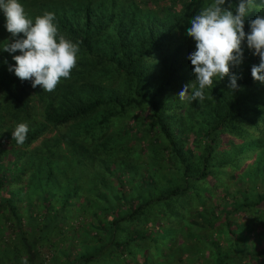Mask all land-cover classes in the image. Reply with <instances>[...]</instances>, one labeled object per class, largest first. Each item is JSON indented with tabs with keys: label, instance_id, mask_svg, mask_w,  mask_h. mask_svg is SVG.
I'll return each mask as SVG.
<instances>
[{
	"label": "trees",
	"instance_id": "1",
	"mask_svg": "<svg viewBox=\"0 0 264 264\" xmlns=\"http://www.w3.org/2000/svg\"><path fill=\"white\" fill-rule=\"evenodd\" d=\"M210 2L20 0L32 18L55 13L59 32L79 44L53 92L9 71L20 53L3 51L11 34L0 10V264H123L140 261V250L148 258L147 240L169 248L168 264H264V84L251 76L259 57L245 42L235 92L225 77L203 101L178 97L195 81L187 29ZM257 15L245 18L246 33ZM19 123L29 127L23 145L12 138ZM236 178L243 189L229 191ZM189 195L194 203H184ZM247 213L259 214L251 245L225 227ZM190 227L203 245L192 254L182 249Z\"/></svg>",
	"mask_w": 264,
	"mask_h": 264
},
{
	"label": "clouds",
	"instance_id": "2",
	"mask_svg": "<svg viewBox=\"0 0 264 264\" xmlns=\"http://www.w3.org/2000/svg\"><path fill=\"white\" fill-rule=\"evenodd\" d=\"M6 24L11 34V42L3 51L16 53L14 65L9 71L23 81H31V86L53 92L62 79H69L76 67L79 44L59 32L55 13L45 11L34 18L26 12L20 0H0ZM253 11L264 13V4L256 0H238L233 7L230 0H211L198 14L191 18L187 35L195 41V51L188 59L193 66L195 81L184 85L178 97L181 101L193 102L205 99V88L229 78L228 88L236 91L238 76L232 69L244 59V45L252 54L259 57V64L252 65L254 81L264 84V15L248 20L249 31L245 32V18ZM29 127L19 123L12 131V138L23 145ZM21 264H28L22 258Z\"/></svg>",
	"mask_w": 264,
	"mask_h": 264
},
{
	"label": "rangeland",
	"instance_id": "3",
	"mask_svg": "<svg viewBox=\"0 0 264 264\" xmlns=\"http://www.w3.org/2000/svg\"><path fill=\"white\" fill-rule=\"evenodd\" d=\"M245 156L246 157H242L245 160H247L250 157H252L251 155H245ZM250 169L252 170L251 167H250ZM241 180L242 179H239V178H236L235 180H232V179L226 180L228 190L232 191L234 187H236V186L237 187L238 186L241 187V185H242V188H240V189H243V185L244 184L242 183ZM218 195H219V192H218ZM183 201H184V203H185V201H188L190 203H194L195 199L191 195H189L188 199L184 198ZM247 201H249V200H247ZM261 207H264V204ZM258 215L257 214L254 215L253 213H247L246 215L243 214L242 216H240L239 214H237V216L235 215L236 216V220H237V222L238 221H240V222H238L236 224H233L232 222H230V218H228V221L225 222V227L228 228V229H226L227 230V235L230 238H232L235 235L233 237V239L237 238V240L239 242L240 241H245V243H249L250 245L253 244L251 242V240L253 238L252 237V234H253L252 232L257 230L258 227H259V225L253 220H257L258 219V217H257ZM260 218L264 219V211L260 215ZM138 220H140V218ZM137 225H139V224H137ZM183 226H186V224L183 225ZM183 226L181 227L182 229H183ZM187 228H188V226H187ZM249 228H251V229L248 230ZM263 228H264V226H263ZM189 229H190V231L186 232L187 234H185L186 236L184 237L185 238L184 240L186 242L190 243V244L187 247H184L182 245V247H184L182 249L183 250L185 249L187 251L190 250V254H192L195 249L199 250L200 248H202L201 246H203V245H197V243H196V241H197L196 238L200 237V235H199L200 231L197 228L193 229V227H190ZM169 231H170L169 233L171 235L172 231L171 230H169ZM221 232H224V230H221ZM233 239H229L227 241V243L218 242L220 247H221V249L225 250L226 248L228 249L229 246H234L233 245V242H234ZM146 243L148 244V247L150 245L151 246V250H153V251H149L148 252V254H149L148 258H146L144 253H142V252H144V250H142V251L140 250V251H138V257L140 258V261H138V259H136L137 261L133 262L128 257V258H123L122 259V263L123 264H168L170 262V257L169 256L163 257V254L166 251H168V249H169L168 247H165V246L161 247L158 243H153V244L151 243L150 244V241H148V240H147ZM95 248H96V246H95V244H93L91 247H89L88 250H90L92 252H95L96 251ZM140 248H141V245H137V249H140ZM172 250H174L175 253L172 252L170 254L171 256H173V255L180 256L181 253L183 252V250H179V247H173V248H171V251ZM229 252L232 253V254L234 253V251H232V250H229ZM140 253L142 255V260H141V257H140L141 256ZM183 255H185V254H183ZM142 261H143V263H142Z\"/></svg>",
	"mask_w": 264,
	"mask_h": 264
}]
</instances>
